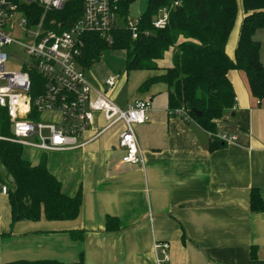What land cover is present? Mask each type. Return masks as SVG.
<instances>
[{"label": "crops", "instance_id": "0c3cea01", "mask_svg": "<svg viewBox=\"0 0 264 264\" xmlns=\"http://www.w3.org/2000/svg\"><path fill=\"white\" fill-rule=\"evenodd\" d=\"M170 50L158 61L160 70L172 65ZM226 50L234 58L233 47ZM228 77L236 104L217 121V134L236 139L215 151L209 150L211 133L170 113L168 87L155 90V83L138 88L139 98L125 106L150 102L148 121L135 126L143 165L122 162V124L74 150L25 147L30 159L23 158L34 164L45 159L65 194L81 189L82 204L73 220L11 226L9 197L0 190V262L75 261L83 253L85 264H155L157 239L169 243L170 264H264V212L250 211L253 188L264 199V99L257 103L245 72L233 69ZM101 117L95 114L81 141L106 126ZM108 215L118 218L119 230H106ZM71 229L84 230V237L73 239Z\"/></svg>", "mask_w": 264, "mask_h": 264}, {"label": "trees", "instance_id": "16d2710c", "mask_svg": "<svg viewBox=\"0 0 264 264\" xmlns=\"http://www.w3.org/2000/svg\"><path fill=\"white\" fill-rule=\"evenodd\" d=\"M134 1L116 0L117 12L126 16ZM175 1L149 0L146 12L139 18L136 38L130 29L117 27L109 45L97 33L87 32L78 62L85 70L100 59L104 50L114 48L125 51L128 70H154L159 69L158 61L165 53L174 48L172 65L145 80L139 89L145 90L155 81L166 83L168 108L184 110L190 116L188 121L193 120L209 131L212 134L209 150L215 151L227 145L216 136L217 121L236 104L228 72L233 69L245 72L252 95L259 102L264 99V64L260 60V43L253 38L255 30L264 27V0H241L244 15L234 58L229 56L226 46L237 18V0H178L176 5ZM162 8H168V19L164 27L157 28L153 18ZM36 13L40 18L43 10L37 7ZM81 13L82 0H67L63 8L48 11L44 20L50 27L60 21L68 25ZM0 135L5 138L0 139V183L8 187L11 226L21 220L77 218L82 204L81 189L73 196L65 194L61 181L48 170L45 159L34 164L23 158L25 146L10 141L14 134L3 110H0ZM250 211L264 212V199L257 187L250 192ZM105 227L107 231L119 230L118 218L108 215ZM69 233L77 240L84 237L85 231L71 229ZM0 264L85 263L81 253L75 261L18 259Z\"/></svg>", "mask_w": 264, "mask_h": 264}, {"label": "built area", "instance_id": "2783aa9c", "mask_svg": "<svg viewBox=\"0 0 264 264\" xmlns=\"http://www.w3.org/2000/svg\"><path fill=\"white\" fill-rule=\"evenodd\" d=\"M115 1L82 0V13L76 20L68 25L60 21L50 27L44 20L47 12L63 8L67 0H0V110L10 121L14 134L10 141L44 152L74 150L122 124L119 134V147L124 151L122 162L144 164L135 126L148 121L150 102L136 100L122 108L109 95L120 75H110L103 82V89L94 85L78 66L87 32L97 33L109 45L117 27H126L134 38L138 36L139 18L118 25ZM37 7L43 10L40 18ZM168 14V8L160 9L153 25L164 27ZM17 31L22 38L17 37ZM15 43L22 45L26 57L21 60L19 71H8L9 55L5 47ZM96 113L103 115L106 126L81 141ZM170 113L190 119L184 110ZM46 114L48 118L44 117ZM216 136L227 143L236 139L225 133ZM0 139L5 138L0 135ZM0 190L7 194V185L0 183ZM153 250L155 264H170L167 241L155 239Z\"/></svg>", "mask_w": 264, "mask_h": 264}, {"label": "rangeland", "instance_id": "374dc122", "mask_svg": "<svg viewBox=\"0 0 264 264\" xmlns=\"http://www.w3.org/2000/svg\"><path fill=\"white\" fill-rule=\"evenodd\" d=\"M238 1V13L235 24L231 30L229 40L227 45L229 47H233V53L237 42L239 40V32L240 26L243 20V5L241 0ZM149 0H135L134 2L130 3L126 16L118 14L117 22L118 25H122L127 22L128 20H134L141 17L148 8ZM67 25V24H66ZM17 37L22 38V34L20 31H17ZM253 38L260 43V60L264 64V27H260L255 30L253 34ZM5 51L9 55V61L6 65V69L8 71H19L22 67L21 60L26 57V53L24 48L20 44H12L7 45L5 47ZM171 50L169 49V52ZM168 52V53H169ZM13 55V56H11ZM234 57V56H233ZM78 66L80 63L78 62ZM81 67V66H80ZM82 69V68H81ZM87 78L96 86L102 85L100 83L102 80H105L109 75H120L117 79V84L114 86L110 91V97L121 107H125L127 101H131L133 98H139L140 96L138 92V88L140 85L145 82V80L149 79L150 77L159 75L163 72V70H147V69H135V70H128L126 68V54L125 51L121 49H114L108 48L103 51L100 56V59L92 66L85 68L84 70ZM155 83V84H154ZM153 89H158L159 87H166L167 85L164 82L155 81ZM151 84V85H152ZM165 85V86H164ZM104 89V86L102 87ZM161 90L156 91V95L162 97L164 94L166 95L165 91L160 93ZM103 118L101 117L99 121L103 123ZM23 154L27 159H30L28 151L25 149L23 150Z\"/></svg>", "mask_w": 264, "mask_h": 264}, {"label": "water", "instance_id": "95a60500", "mask_svg": "<svg viewBox=\"0 0 264 264\" xmlns=\"http://www.w3.org/2000/svg\"><path fill=\"white\" fill-rule=\"evenodd\" d=\"M196 115H197V116H200V115H201V112H200V111H197V112H196Z\"/></svg>", "mask_w": 264, "mask_h": 264}]
</instances>
